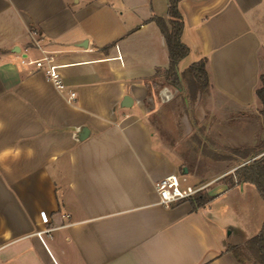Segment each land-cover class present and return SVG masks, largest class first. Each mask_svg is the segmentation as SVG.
Returning a JSON list of instances; mask_svg holds the SVG:
<instances>
[{
	"label": "crops",
	"instance_id": "0c3cea01",
	"mask_svg": "<svg viewBox=\"0 0 264 264\" xmlns=\"http://www.w3.org/2000/svg\"><path fill=\"white\" fill-rule=\"evenodd\" d=\"M179 6L190 47L179 71L207 58L210 100L239 111L259 100L264 0ZM168 7L0 0V264H242L228 246L260 232L264 200L254 184L226 182L237 167L192 176L214 197L204 207L159 202L158 180L193 171L146 107V80L170 63L152 20L168 19ZM45 55L64 88L29 63Z\"/></svg>",
	"mask_w": 264,
	"mask_h": 264
},
{
	"label": "rangeland",
	"instance_id": "374dc122",
	"mask_svg": "<svg viewBox=\"0 0 264 264\" xmlns=\"http://www.w3.org/2000/svg\"><path fill=\"white\" fill-rule=\"evenodd\" d=\"M191 58L183 60L180 67L188 66L192 62ZM159 85L153 88L155 101L149 97L150 107L155 111L150 116V123L154 131L171 146L174 152L186 157V162L195 174L180 171L179 175H186L188 180L185 184H192V176L208 173L209 176L215 171L230 167H239L253 159L264 155V145L262 152L251 156L245 160L237 162L230 160L223 164H213L211 158H206L202 153V148L192 134L197 133L199 137H210L218 142V149L222 152L223 147L234 146L235 144H255L264 140L263 116L261 115L262 104L256 100L250 106L235 110L229 108L226 103H220L209 99L208 94L200 96L197 104L192 105L186 94L180 95V90L161 85L163 78H158ZM198 120V122H196ZM202 127V134L198 129ZM244 141H235L236 139ZM208 141V140H206ZM235 141V142H234ZM208 161V162H207ZM215 165V166H211ZM214 168V169H213ZM212 172V173H211ZM231 183V176L224 178Z\"/></svg>",
	"mask_w": 264,
	"mask_h": 264
},
{
	"label": "trees",
	"instance_id": "16d2710c",
	"mask_svg": "<svg viewBox=\"0 0 264 264\" xmlns=\"http://www.w3.org/2000/svg\"><path fill=\"white\" fill-rule=\"evenodd\" d=\"M180 0H169L168 19L154 16L152 18L160 27L164 34L169 50V67L167 69L158 68L155 75L146 80L148 86V97L146 107L151 111L149 97H155L153 88L158 86V78H163L161 85H167L180 90V95L186 94L187 99L192 105L197 104L200 96L206 93L210 86V74L207 70V58H203L183 71H179V62L190 53V47L182 41L184 31V17L180 10ZM260 86L256 89V95L262 104L261 115L263 116L264 126V72L260 76ZM198 122V120H196ZM202 134L204 129H198ZM192 137L197 140L202 148L204 156L216 161L235 160L240 162L251 156L262 152L264 140L255 146L247 147H223L226 152L218 149L219 143L206 137L205 141L195 133ZM208 140V141H206ZM231 176V184L249 182L254 184L264 200V155L253 159L248 163L237 167ZM214 197L206 189L198 192L190 200L193 208L204 207ZM228 250L233 253L236 259L242 264H264V223L258 234L241 244H230Z\"/></svg>",
	"mask_w": 264,
	"mask_h": 264
},
{
	"label": "built area",
	"instance_id": "2783aa9c",
	"mask_svg": "<svg viewBox=\"0 0 264 264\" xmlns=\"http://www.w3.org/2000/svg\"><path fill=\"white\" fill-rule=\"evenodd\" d=\"M35 64L37 69L44 71L47 78L58 88L65 87V81L60 72V65L56 63L53 56L45 55L42 58L29 61ZM75 92L70 94V98L75 97ZM208 184L191 185L185 184V180L179 174H170L156 182L159 194V202L162 205L170 206L177 202L191 199L198 192L206 189Z\"/></svg>",
	"mask_w": 264,
	"mask_h": 264
},
{
	"label": "water",
	"instance_id": "95a60500",
	"mask_svg": "<svg viewBox=\"0 0 264 264\" xmlns=\"http://www.w3.org/2000/svg\"><path fill=\"white\" fill-rule=\"evenodd\" d=\"M17 50H19V47H17ZM127 99H130L129 96H127ZM88 129L86 128L84 131H87ZM188 169L185 167L184 168V173H187Z\"/></svg>",
	"mask_w": 264,
	"mask_h": 264
}]
</instances>
